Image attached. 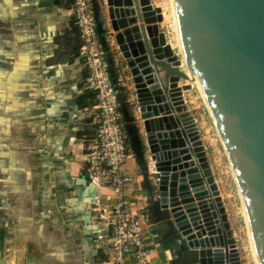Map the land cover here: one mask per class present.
Here are the masks:
<instances>
[{
  "label": "crops",
  "instance_id": "1",
  "mask_svg": "<svg viewBox=\"0 0 264 264\" xmlns=\"http://www.w3.org/2000/svg\"><path fill=\"white\" fill-rule=\"evenodd\" d=\"M97 4L110 27L106 0ZM79 46L65 0H0V264H111L93 240L105 222H87V206L103 214L114 200L86 171L97 113ZM132 151L126 194L149 225L147 264H188L156 202L153 163Z\"/></svg>",
  "mask_w": 264,
  "mask_h": 264
},
{
  "label": "water",
  "instance_id": "2",
  "mask_svg": "<svg viewBox=\"0 0 264 264\" xmlns=\"http://www.w3.org/2000/svg\"><path fill=\"white\" fill-rule=\"evenodd\" d=\"M92 2L100 33L98 4ZM173 3L184 52L232 162L264 264V0ZM106 4L132 72L156 171L157 203L180 236L182 261L242 264L198 128L184 104L182 91L191 84L179 86L190 76L159 27L162 8L151 0Z\"/></svg>",
  "mask_w": 264,
  "mask_h": 264
},
{
  "label": "built area",
  "instance_id": "3",
  "mask_svg": "<svg viewBox=\"0 0 264 264\" xmlns=\"http://www.w3.org/2000/svg\"><path fill=\"white\" fill-rule=\"evenodd\" d=\"M77 28L80 46L77 58L86 67V89L97 105L95 137L85 154L86 171L91 179L101 178L112 190L113 203L103 214L97 205L87 206L90 224L105 222L104 231H96L94 243L109 257L111 264H147L149 225L142 209L135 210L127 197L131 177L124 171L130 154L123 114L107 78L106 53L98 30L92 0H65ZM158 202V200L156 201ZM108 214L104 216V212Z\"/></svg>",
  "mask_w": 264,
  "mask_h": 264
},
{
  "label": "rangeland",
  "instance_id": "4",
  "mask_svg": "<svg viewBox=\"0 0 264 264\" xmlns=\"http://www.w3.org/2000/svg\"><path fill=\"white\" fill-rule=\"evenodd\" d=\"M151 1L154 6H159L162 8V20L159 27L160 30L165 33L166 40L170 43L174 53L176 54L179 52V43H181V41L179 42L180 37L178 39V34L174 28V10L172 6L173 1ZM100 18L101 17H99V21L102 28V32H100V34L105 39V45L103 44L106 53L105 63L107 67V77L105 78L111 81L114 86V96L118 98V105L120 111L123 114V122L127 132V142L129 144V149L133 150L132 152L134 154H138V158L141 159L143 163H147V160L143 159L146 153V157H148L147 159L150 163H153L154 166L145 127L142 125L141 116H139L140 108L131 69L128 67L126 59L115 40L114 35L116 32L112 30L111 24V28L108 26L105 27V24ZM108 36H111V39H109ZM180 67L182 70H184L185 66L180 64ZM84 68L87 76L88 71L86 67ZM188 83L191 84L190 88L182 91L185 100L184 104L186 111H188L194 117L196 126L198 128L200 138L203 142L206 152V157L210 164L215 183L218 187L234 238L240 251L241 263L257 264L252 253L248 229L249 227L245 218L242 195L240 193L236 178L233 174L227 150L222 141L218 127L214 121L210 107L207 105L208 103L200 88L195 82L186 81L182 78L179 81V86L184 84L187 85ZM94 105H97L95 99ZM95 110L97 113L96 107ZM154 174H156L155 167L153 172H151L153 178H150V181L152 184L153 180L155 179ZM148 175H150V173H148ZM151 189H154L153 186ZM174 234H178L175 229ZM178 242L180 243L179 235ZM179 246L182 250L181 244H179Z\"/></svg>",
  "mask_w": 264,
  "mask_h": 264
},
{
  "label": "bare ground",
  "instance_id": "5",
  "mask_svg": "<svg viewBox=\"0 0 264 264\" xmlns=\"http://www.w3.org/2000/svg\"><path fill=\"white\" fill-rule=\"evenodd\" d=\"M173 1V0H172ZM172 6H173V10H174V12H173V16H174V28H175V31L177 32V34H178V39H179V37H180V35H179V32H178V25H177V19H176V13H175V8H174V3L172 2ZM181 41V38L179 39V42ZM169 43V42H168ZM170 44V43H169ZM172 47V46H171ZM173 49V48H172ZM178 53H176V55L178 56V59H179V61H180V64H183L185 67H184V70L183 71H185L186 73H188L189 74V79H188V81H193V82H195L196 83V85L200 88V90L202 91V89H201V86H200V84H199V82H198V80H197V78H196V75L194 74V72H193V70H192V68H191V66H190V64H189V62H188V60H187V57H186V54H185V52H184V49H183V46H182V43H179V49H178ZM182 86V85H181ZM202 93H203V91H202ZM203 95H204V93H203ZM204 97H205V95H204ZM205 99H206V97H205ZM206 101H207V99H206ZM207 103H208V101H207ZM207 105H209V104H207ZM210 107V106H209ZM211 110V109H210ZM222 141H223V139H222ZM224 143V142H223ZM225 146V145H224ZM226 148V147H225ZM227 154H228V152H227ZM228 158H229V160H230V157H229V155H228ZM230 163H231V167H232V170H233V174H234V176H235V178H236V174H235V171H234V168H233V165H232V162H231V160H230ZM236 181H237V178H236ZM237 184H238V181H237ZM238 186H239V184H238ZM239 189H240V187H239ZM240 193H241V191H240ZM242 195V194H241ZM242 201H243V198H242ZM243 207H244V212H245V218H246V221H247V225H248V227H249V222H248V217H247V212H246V208H245V204H244V201H243ZM249 229V236H250V242H251V247H252V253H253V256H254V259H255V261H256V263L257 264H260V262H259V260H258V257H257V254H256V250H255V247H254V243H253V239H252V235H251V231H250V227L248 228ZM188 255V258H191L190 256H189V254H187Z\"/></svg>",
  "mask_w": 264,
  "mask_h": 264
}]
</instances>
